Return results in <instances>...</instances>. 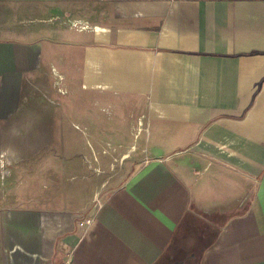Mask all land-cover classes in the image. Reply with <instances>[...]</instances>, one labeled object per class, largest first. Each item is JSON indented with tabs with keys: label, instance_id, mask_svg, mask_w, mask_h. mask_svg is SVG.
I'll return each instance as SVG.
<instances>
[{
	"label": "crops",
	"instance_id": "0c3cea01",
	"mask_svg": "<svg viewBox=\"0 0 264 264\" xmlns=\"http://www.w3.org/2000/svg\"><path fill=\"white\" fill-rule=\"evenodd\" d=\"M95 108L129 156L81 191L0 158V264H158L186 219L216 229L197 264H264V0H0V132L121 131Z\"/></svg>",
	"mask_w": 264,
	"mask_h": 264
},
{
	"label": "rangeland",
	"instance_id": "374dc122",
	"mask_svg": "<svg viewBox=\"0 0 264 264\" xmlns=\"http://www.w3.org/2000/svg\"><path fill=\"white\" fill-rule=\"evenodd\" d=\"M94 114L96 125L97 122L100 125L99 129L105 127L106 130L117 131V123L122 119H126L125 113L121 108L111 109V111L95 108ZM89 117H86V115L82 116L80 113V115L73 118L75 120L72 122H64L62 130L41 134L43 139L48 141V144L44 147L46 150H39L38 154L30 158H21L23 152L27 154L34 151L28 147L24 149V147L32 145L38 147V143L41 141L40 133L14 132L8 138L9 133L5 131L9 127L4 125L0 135L3 141H5V137L8 139L0 145L4 151L0 158L3 156L2 160H46L45 153L47 152L53 160H58L57 171L62 176L60 178V188L66 193L77 191V189L81 191L85 187L83 184L86 183L84 175L89 173L85 160H94V149L95 152H98L101 160L109 158V156L111 160H124V158L129 156L125 145L130 143L129 138L131 136L125 128L126 126L122 128L119 126L120 132H97L95 131L97 127L89 125ZM74 122L77 123V126H74ZM106 141L113 143L108 145V143H105ZM113 144L119 149L113 147ZM78 195L83 197L84 194L79 192ZM215 232L216 229L204 220L186 219L178 227L174 243L164 253L158 264H197L200 253L216 236Z\"/></svg>",
	"mask_w": 264,
	"mask_h": 264
},
{
	"label": "built area",
	"instance_id": "2783aa9c",
	"mask_svg": "<svg viewBox=\"0 0 264 264\" xmlns=\"http://www.w3.org/2000/svg\"><path fill=\"white\" fill-rule=\"evenodd\" d=\"M90 218H85L82 223H89ZM62 264H72L70 259H66Z\"/></svg>",
	"mask_w": 264,
	"mask_h": 264
}]
</instances>
